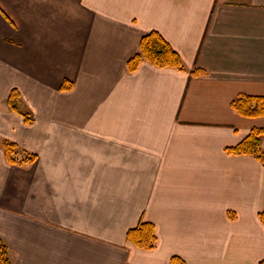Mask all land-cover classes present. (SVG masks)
Returning a JSON list of instances; mask_svg holds the SVG:
<instances>
[{"label": "crops", "instance_id": "crops-1", "mask_svg": "<svg viewBox=\"0 0 264 264\" xmlns=\"http://www.w3.org/2000/svg\"><path fill=\"white\" fill-rule=\"evenodd\" d=\"M153 31L186 71H130ZM14 90L32 124L9 107ZM241 94L264 96V0H0V238L13 264L263 261L264 165L227 152L264 129L232 109ZM3 141L35 163L10 164ZM142 220L154 250L128 241Z\"/></svg>", "mask_w": 264, "mask_h": 264}, {"label": "trees", "instance_id": "trees-1", "mask_svg": "<svg viewBox=\"0 0 264 264\" xmlns=\"http://www.w3.org/2000/svg\"><path fill=\"white\" fill-rule=\"evenodd\" d=\"M148 61L150 64L159 68H172L179 71H186L185 64L179 54L170 46V44L156 31L145 35L139 44L138 51L130 58L128 68L131 72L138 69L142 61ZM200 72L194 70L192 77H196ZM73 87L71 83L65 81L61 87L62 91L70 90ZM9 107L22 115L27 124L33 123V117L21 101V95L14 90L8 100ZM232 109L240 116L247 118L264 117V96H253L241 94L231 104ZM264 129L254 128L250 135L235 147L228 148L227 152L232 155L253 156L264 165V150L261 147ZM3 149L7 161L12 165L33 164L36 161V155L21 148L10 141H3ZM259 218L264 224V212L259 213ZM128 241L135 247L151 251L157 246L156 227L154 224L140 221L137 227L128 232ZM0 264H13L10 257V250L5 241L0 238ZM170 264H187L179 256H174ZM259 264H264V260Z\"/></svg>", "mask_w": 264, "mask_h": 264}, {"label": "rangeland", "instance_id": "rangeland-1", "mask_svg": "<svg viewBox=\"0 0 264 264\" xmlns=\"http://www.w3.org/2000/svg\"><path fill=\"white\" fill-rule=\"evenodd\" d=\"M259 264V263H258Z\"/></svg>", "mask_w": 264, "mask_h": 264}]
</instances>
